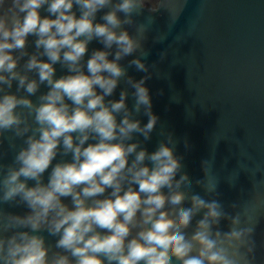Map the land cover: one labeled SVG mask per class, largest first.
Returning a JSON list of instances; mask_svg holds the SVG:
<instances>
[{"label": "clouds", "instance_id": "9594fccd", "mask_svg": "<svg viewBox=\"0 0 264 264\" xmlns=\"http://www.w3.org/2000/svg\"><path fill=\"white\" fill-rule=\"evenodd\" d=\"M44 6L50 15L42 17ZM145 6L146 0H0V143L6 132L23 139L13 162L0 164V205L29 210H0V264H251L254 229L240 226V212L231 216L218 200L184 190L192 181L182 173L183 158L175 154L171 134L151 153L139 142L129 143L134 134L150 139L159 120L145 86L151 78L146 63L140 57L129 61L148 73L139 81L119 63L137 52L147 56L146 25L137 26L135 36L124 28ZM103 9H109L103 23L96 22ZM29 36L36 37L33 53L27 50ZM93 40L104 50H93L85 65ZM57 63L69 74L56 78ZM125 78L134 89L131 111L126 90L119 100L106 101ZM14 81L26 95L9 91ZM41 85L49 90L34 103L28 97ZM142 109L148 117L143 126L133 116ZM69 154L70 161L53 166L58 155ZM185 200L190 207L183 206ZM222 219L231 222L230 231H214ZM42 232L57 238L56 250Z\"/></svg>", "mask_w": 264, "mask_h": 264}, {"label": "water", "instance_id": "95a60500", "mask_svg": "<svg viewBox=\"0 0 264 264\" xmlns=\"http://www.w3.org/2000/svg\"><path fill=\"white\" fill-rule=\"evenodd\" d=\"M46 7L40 9L42 17L50 15ZM73 10L80 15L77 6ZM108 10L98 12L96 22L103 23L101 17ZM133 20V25H124V28L135 36L137 26L146 25L142 47L147 56L141 57L137 52L119 63L136 81L148 73L137 71L129 61L140 57L146 63L151 78L145 86L150 92L152 111L159 120L150 139L134 134L129 143L139 142L151 153L171 134L176 141L175 154L183 158L182 173H187L192 181L191 188L184 190L209 201L218 200L231 216L240 212V226L254 229L251 239L255 247L249 254L251 264H264V0H159L156 7L146 5ZM35 39L28 37L29 53L35 52ZM93 50H104V46L98 40L91 41L85 65ZM115 50L113 47L109 59L114 58ZM162 53L166 54L163 58ZM27 59L24 57L20 63ZM54 67L56 78L69 74L59 63ZM30 76L38 79L35 73ZM17 83L14 81L9 91L26 95L23 90L17 92ZM48 90L46 85H41L37 94L28 98L38 102V97ZM124 90L128 93L126 103L131 111L135 103L134 89L126 83V78L120 80L106 101L119 100ZM133 116L142 126L148 121L143 109ZM121 118L118 116V121ZM10 142L16 145L14 149L10 148ZM21 147L23 139L13 138L11 132L4 133L0 164H11ZM61 160L70 161L71 154L58 155L53 166ZM50 171L51 167L44 174L45 183ZM176 178L179 179V174ZM197 181L216 186V191L206 192L204 185ZM33 183L29 181L30 186ZM64 202L71 206L70 198ZM233 204L237 207H231ZM183 206L190 207V201L185 200ZM0 210L17 215L29 211L23 205L9 204L0 205ZM202 215L201 212L193 219L186 230L188 235ZM230 229L231 222L222 219L214 231ZM40 234L56 250L57 238L47 232ZM173 264L177 262L173 260Z\"/></svg>", "mask_w": 264, "mask_h": 264}, {"label": "flooded vegetation", "instance_id": "af4514ba", "mask_svg": "<svg viewBox=\"0 0 264 264\" xmlns=\"http://www.w3.org/2000/svg\"><path fill=\"white\" fill-rule=\"evenodd\" d=\"M159 0H146V5L148 7H156Z\"/></svg>", "mask_w": 264, "mask_h": 264}]
</instances>
